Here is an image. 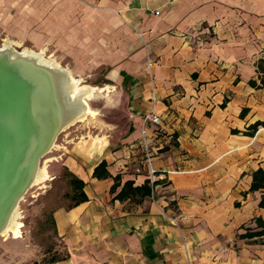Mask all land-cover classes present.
<instances>
[{"label":"crops","instance_id":"0c3cea01","mask_svg":"<svg viewBox=\"0 0 264 264\" xmlns=\"http://www.w3.org/2000/svg\"><path fill=\"white\" fill-rule=\"evenodd\" d=\"M0 39L56 54L74 76L101 71L124 104L116 135L72 142L73 124L55 140L52 160L86 201L53 209L64 252L46 264H264V239L239 237L264 220L250 190L264 125L248 134L264 122V0H0ZM143 129L160 148L153 179ZM101 162L110 177H93ZM146 181L149 196L114 199Z\"/></svg>","mask_w":264,"mask_h":264},{"label":"water","instance_id":"95a60500","mask_svg":"<svg viewBox=\"0 0 264 264\" xmlns=\"http://www.w3.org/2000/svg\"><path fill=\"white\" fill-rule=\"evenodd\" d=\"M66 84L51 69L0 50V233L40 159L79 116Z\"/></svg>","mask_w":264,"mask_h":264},{"label":"rangeland","instance_id":"374dc122","mask_svg":"<svg viewBox=\"0 0 264 264\" xmlns=\"http://www.w3.org/2000/svg\"><path fill=\"white\" fill-rule=\"evenodd\" d=\"M2 44L7 45L8 41L0 39V47ZM12 47L16 52L28 50L40 54L58 68L71 71L66 60H58L56 54L49 51L36 52L24 44ZM69 75L76 83L75 87L94 89L92 97L84 100L92 114L70 128L77 127L72 142L98 135L105 129L109 130L108 135L112 134L111 131L119 132L125 124L124 104L115 88L106 84L102 72ZM53 153L51 148L39 162V167L47 172L46 181L32 184L17 205L14 220L21 224V237L14 239L11 233L0 236V264H46L52 258L63 255V246L53 230L51 213L57 206L69 202L70 186L66 171L59 166V162L52 160Z\"/></svg>","mask_w":264,"mask_h":264},{"label":"trees","instance_id":"16d2710c","mask_svg":"<svg viewBox=\"0 0 264 264\" xmlns=\"http://www.w3.org/2000/svg\"><path fill=\"white\" fill-rule=\"evenodd\" d=\"M257 71H258V79H259V87H264V61H259L257 65ZM250 84L252 86H258L256 85L255 81H251ZM260 125H264V122L260 123L257 122L251 126H249L248 134L252 135L257 128ZM106 164L104 162H101L93 171V177L97 179L102 178H108L110 175L105 170ZM67 173V172H66ZM68 177V184L70 186V192H69V205L75 206L80 203H83L86 201V196L84 195L82 189L84 186V183L78 179H76L71 174L67 173ZM114 184L112 185L110 189V193H114L116 188L119 186L118 177H114ZM156 183L149 184L148 181H146L142 186L140 187H132L131 182H126L121 190L115 195L114 199L122 200L126 197L131 196H139V197H146L151 194V189ZM251 191H258L262 190V197L261 201L259 203V206L264 208V167L256 170L252 175V184L250 187ZM52 222V218H51ZM255 227L254 228H246L245 233L240 235L239 237L241 239H253L257 238L264 239V220L256 219L255 221ZM53 224V223H52ZM262 244H264V240L262 241ZM60 257L52 258L48 263H53L59 260Z\"/></svg>","mask_w":264,"mask_h":264},{"label":"bare ground","instance_id":"6f19581e","mask_svg":"<svg viewBox=\"0 0 264 264\" xmlns=\"http://www.w3.org/2000/svg\"><path fill=\"white\" fill-rule=\"evenodd\" d=\"M1 51L8 53L12 57H24L26 60H28L31 63H38L41 64L54 72V74L60 79L64 80L67 82V90L68 93L72 95L73 97V103L76 106L75 110L78 113V117L76 118V121H72L70 124L65 126L64 128H67L74 123H76L79 120H82L83 118L89 116L92 114V112L89 110L88 106L86 105L84 100L90 99L93 95L94 89L91 88H77L75 87V82L72 80L70 77L69 73L65 70H62L58 68L54 63L45 60L40 54H36L34 52L28 51V50H23L21 52H16L13 50L9 45H4V47L0 48ZM63 128V129H64ZM53 146V145H52ZM47 172L45 168L37 167L35 171V175L32 181V184H39L47 179ZM31 184V186H32ZM17 208V207H16ZM12 212L10 215L4 229L0 233V236H4L7 233H11L14 239L20 238V227L21 224L15 223V211Z\"/></svg>","mask_w":264,"mask_h":264},{"label":"built area","instance_id":"2783aa9c","mask_svg":"<svg viewBox=\"0 0 264 264\" xmlns=\"http://www.w3.org/2000/svg\"><path fill=\"white\" fill-rule=\"evenodd\" d=\"M143 122L157 125L160 122V118H159V116H157L155 114H146L143 117ZM139 147H140L141 153H142V159H141L142 163L145 166H147L149 176L151 179H153V177L155 175V171L152 168V161L155 158V156L158 154V152L160 151V148H159V146H154L150 143V141L148 140V138L146 136V132L144 129L141 131V139L139 142ZM138 171L139 170L137 169L136 172H138Z\"/></svg>","mask_w":264,"mask_h":264}]
</instances>
